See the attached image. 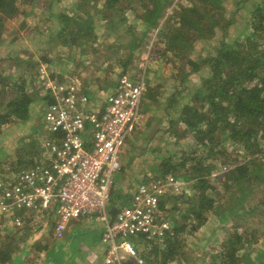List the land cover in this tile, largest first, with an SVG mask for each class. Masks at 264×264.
Listing matches in <instances>:
<instances>
[{
    "label": "trees",
    "instance_id": "obj_1",
    "mask_svg": "<svg viewBox=\"0 0 264 264\" xmlns=\"http://www.w3.org/2000/svg\"><path fill=\"white\" fill-rule=\"evenodd\" d=\"M73 1L69 8L59 7L62 0H0V45L5 44L8 38V20L15 18H20V29L26 30L28 40L33 44L45 45L37 61L34 60L35 54L28 50L17 58L7 57V60L15 62L13 69H20L21 74L18 78H14V75L3 78L0 73V95L5 100L0 105L3 108L0 111V128L12 124L20 128L33 125L38 110L43 112L44 117L47 106L54 102L52 94L32 90L27 79L30 77L34 81L42 66L51 79L63 82L71 78L67 68L60 70L58 67L69 64L70 59L62 57L57 51L68 49L71 57L77 50L86 55L88 47L95 54L99 45L100 22L108 36L113 35L117 42L116 47L109 46L105 61L116 55L111 54L114 50L125 48L135 54L144 49L147 33L158 30V38L164 46L152 53L151 60L164 59L167 65H174L171 68L175 73L173 80L178 85L173 86L176 94L167 102L172 111L167 115L169 127L166 132L176 142L174 149L166 155L152 158L158 162L152 165L154 174L143 176L138 183L142 185L151 178L173 175L189 184L191 195L163 197L160 209L171 212L172 216L169 218L170 230L162 241L139 237L132 242L138 250L143 248L141 257L147 264H180L185 254L186 238L208 221L209 213L218 203L215 197L229 204L227 216H237L242 211L253 215L259 224L264 225V198L258 206L247 205L252 196L264 192V1L258 2L249 11L251 19L246 26V36L236 38L232 43L226 39L230 36L229 27L235 21L236 14H229L227 7L230 4L239 9L243 5L241 0H183L188 5L178 2L173 14L168 15L163 24L161 22L175 0ZM26 6L38 9L45 15L31 12L40 17L33 27L27 25L29 13L25 10ZM140 11H143L142 14ZM127 13L141 19L146 26L141 35L135 33L134 26L129 27L123 21L128 19ZM39 24L43 25L42 29ZM121 25L127 27V32L122 30ZM217 29L223 30L224 38L215 47L211 41ZM130 33L132 42L128 46L120 39ZM199 46L208 55H203L198 50ZM203 70L207 76L200 74ZM197 74L200 75L199 86L191 83V77ZM101 89L97 97L111 93L108 87L101 86ZM190 137L193 145L189 150L184 149L179 143ZM30 147L33 151L39 144L33 140ZM33 153L29 156H41L40 151ZM19 164L24 167L22 158ZM222 168L227 172L222 176L220 192L211 183V177ZM118 202L120 198L112 194V217L129 203ZM182 205L184 208L180 207ZM241 227L237 222L233 231H228L220 252L211 256V264H264L263 252L254 258L247 252L252 241L246 238V229L243 233L239 232ZM6 232L0 233V264L11 261L16 251L11 241L1 243ZM256 233L252 238L258 237ZM10 238L13 239L11 236L6 239Z\"/></svg>",
    "mask_w": 264,
    "mask_h": 264
},
{
    "label": "built area",
    "instance_id": "obj_2",
    "mask_svg": "<svg viewBox=\"0 0 264 264\" xmlns=\"http://www.w3.org/2000/svg\"><path fill=\"white\" fill-rule=\"evenodd\" d=\"M36 80L39 90L51 92L54 99L43 117L41 156L28 169L0 175V221L33 233L53 225V234L61 239L70 222L96 217L106 248L101 264H147L132 240L162 241L171 227L160 209L163 197L190 195L191 190L173 175L150 177L111 216L121 153L142 116L144 74L120 75L100 107L90 103L79 77L60 82L42 66Z\"/></svg>",
    "mask_w": 264,
    "mask_h": 264
},
{
    "label": "rangeland",
    "instance_id": "obj_3",
    "mask_svg": "<svg viewBox=\"0 0 264 264\" xmlns=\"http://www.w3.org/2000/svg\"><path fill=\"white\" fill-rule=\"evenodd\" d=\"M241 1L243 2V5H241L239 9L231 7L233 5L230 4L227 7L229 14H236L235 21L229 27L230 36H227L226 39L230 43L236 38L243 39L246 36L248 33L246 31V26L251 19L248 15L249 11L253 9L255 4L264 0ZM73 2V0H62L59 7L70 8ZM178 2L185 6L188 5L187 1L175 0L173 5L168 9V12H166L167 16L164 17L161 24L165 22L168 15L173 14L172 11L177 7ZM25 10L29 13L26 18L29 27H33L37 24L36 22L40 18L39 16L31 14V12H36L40 14V16H45L41 14L38 9L35 10L30 6H26ZM142 12L143 11H140L141 14ZM229 14L228 17L230 16ZM126 16L128 19H124L123 21H125L129 27L134 26V30H136L135 33L141 35L146 28L142 23V20L139 18L136 19L131 13H127ZM122 17H124V15ZM19 20L20 18L8 20L6 25L8 38H6L5 44L0 45V73L3 74V78L10 75H14V78H18L21 74V72H19L20 69H13L15 62L13 63V61L7 60L9 55L13 58H17L22 56V54L28 50V52L35 54L34 60L37 61V58H40L41 56L39 54L45 47V45L33 44L28 40L29 37L26 30L20 29ZM99 24V45H97V52L93 54L94 51L91 49L89 50L88 47H86V55H82L80 51L77 50L74 51L75 55L72 53V56L69 57L68 49L61 48L57 53L61 54L64 58L70 59L71 62L69 63V66L68 64H63L58 67H60V70L67 68L72 75V79L80 77L81 81L79 82H84L86 84V89L90 92L88 94L90 97V103L99 107L105 105L108 97V95L104 97H95L96 95L94 94L101 93V86L108 87V91L110 92L112 85L116 84L118 78L123 73L130 76L144 74L147 91L144 95L142 104V116L136 125V128H134L132 136L127 140L126 145L122 150L121 170L115 176V184L112 193L113 195L115 194L118 199L120 198V202L118 203L127 204L130 201L132 193L139 185L138 182H140L141 178L147 174H154L152 171V165L158 162H155L152 158H155L156 155L164 156L175 147V139L171 134L169 135L166 132V129L169 127L167 115L172 111L167 102L169 99H172L174 94H176V89H174L175 87L173 86L175 84L178 85V83H175L173 80V74L175 73H173V69L171 68H173L174 65H167L164 59L163 61L151 60L153 57L152 53L155 51L158 52V50L164 46V44L160 43V39L158 38V30L147 33L146 38L148 39L145 41L144 49L137 51L135 54L126 51L125 48H121L117 51L114 50L111 54L116 53V55L105 61L104 56H106L105 53L108 51L109 46L117 45V42L113 35L108 36L103 30V24L101 22ZM38 26L40 29L43 28L42 24H39ZM121 26L123 27V25ZM122 30L127 32V27H123ZM122 38L123 39H120V41L129 46L132 42V33L124 34ZM223 38V30L217 29L211 44L218 47ZM198 50L203 55H208L205 49L201 48V46L198 47ZM198 50L197 53H199ZM9 52H12L13 54H9ZM31 74L32 73H30L29 76H31ZM200 74L207 76L205 70L201 71ZM34 79V81H31L29 77L27 80L29 81V85H31V89L33 88L35 91L39 92L40 90L36 77ZM191 83L195 86H199L200 75L197 74L192 76ZM4 102L5 100L0 95V105L4 104ZM92 108L94 109V107ZM2 109L3 108L0 107V111H2ZM41 109H43V107H41ZM32 123L33 125L28 124L21 128L15 124L0 128V175H11L22 168L28 169L39 160L38 157H32L29 155L34 154L33 151H40V146L32 151L30 145L33 140H36L38 144H40L41 137L44 134L43 112L38 110L35 120ZM179 144L184 147V149L188 148L187 150H189V147L193 145V140L190 137L181 140ZM231 149L232 148H230V150ZM20 158H22L25 163L24 167L19 164ZM31 161L34 163H31L30 165L29 163ZM225 172H227V170L222 168L221 171L219 170L211 177V183L220 192V186L223 182L222 176ZM215 198L218 203L216 208L209 213L208 221L205 222V225L199 230L186 238L185 254L182 257L183 259L180 260V264L186 262L187 264H211V256L220 252L224 238L227 236L228 231H233L232 228L235 227L237 222L242 226L239 229V232L243 233L246 229V238L252 241L247 249V252L250 253L251 257H257L260 252L264 253V225L259 224V220L254 218L253 215L244 214L242 211L237 216H227L229 204H227L226 200H222L220 197ZM263 198L264 192L256 194L255 197L252 196L247 202L248 207L258 206ZM180 207L184 208L183 205ZM164 215L167 216L168 219L172 216L169 211L164 212ZM262 222H264V219ZM245 224L248 226H244ZM11 230L13 229H10V227L7 228L0 221L1 234H4L6 231V233H10L12 232ZM255 232H257L256 235L259 234L257 238L255 235L256 239L252 238ZM88 237H91V239L94 238V241H97L100 239V232L95 230V232L90 233ZM82 241L85 242L88 241V239L78 236V239H76L74 243L80 245L83 244ZM142 250L143 248L141 251ZM80 253L81 254L79 255L77 250L73 252V258L76 256H82L80 258L85 259L83 249L80 250ZM184 257H187V261H185ZM74 261L75 260L73 259L71 264H73ZM173 264L179 263L176 262Z\"/></svg>",
    "mask_w": 264,
    "mask_h": 264
},
{
    "label": "crops",
    "instance_id": "obj_4",
    "mask_svg": "<svg viewBox=\"0 0 264 264\" xmlns=\"http://www.w3.org/2000/svg\"><path fill=\"white\" fill-rule=\"evenodd\" d=\"M114 87L115 85H112L110 91ZM94 95L97 97L98 94ZM52 226H46L37 233L10 227L13 229L12 232L6 233L1 238L2 244L11 241L12 247L16 249L7 264H71L73 259L75 260L73 264H101L104 261L106 248L102 243L103 227L96 217L70 222L61 239L53 234ZM95 230L100 232V239L97 241L88 237ZM9 236L13 239L7 240ZM78 236L87 238L88 241H82L83 244L80 245L75 244L74 241ZM81 249L85 253V259L80 258L82 256L73 258V252L77 250L80 255Z\"/></svg>",
    "mask_w": 264,
    "mask_h": 264
}]
</instances>
